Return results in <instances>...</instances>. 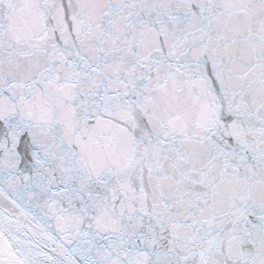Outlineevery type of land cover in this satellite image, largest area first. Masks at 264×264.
<instances>
[{"label":"snow or ice","instance_id":"6c2138e0","mask_svg":"<svg viewBox=\"0 0 264 264\" xmlns=\"http://www.w3.org/2000/svg\"><path fill=\"white\" fill-rule=\"evenodd\" d=\"M0 264H264V0H0Z\"/></svg>","mask_w":264,"mask_h":264}]
</instances>
